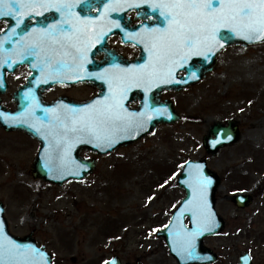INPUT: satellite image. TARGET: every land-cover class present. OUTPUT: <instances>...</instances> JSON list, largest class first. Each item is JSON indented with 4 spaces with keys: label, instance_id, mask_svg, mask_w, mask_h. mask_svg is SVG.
Returning <instances> with one entry per match:
<instances>
[{
    "label": "rangeland",
    "instance_id": "rangeland-1",
    "mask_svg": "<svg viewBox=\"0 0 264 264\" xmlns=\"http://www.w3.org/2000/svg\"><path fill=\"white\" fill-rule=\"evenodd\" d=\"M205 73L180 90L161 91L179 115L175 121L159 122L105 153L80 149L95 165L79 180L58 185L32 177L28 165L36 141L0 127V201L8 231L31 230L50 264H102L111 254L132 264H177L155 231L183 195L175 182L181 163L202 157L218 175L214 207L223 219L218 233L202 237L216 253L208 264H235L244 249L251 264H264V42L224 47ZM24 74L18 67L6 75L0 93L5 107L14 106L10 95ZM89 90L65 89L78 96ZM229 119L237 125V139L205 151L201 139L208 127ZM235 192L252 200L237 207L230 200Z\"/></svg>",
    "mask_w": 264,
    "mask_h": 264
},
{
    "label": "water",
    "instance_id": "water-1",
    "mask_svg": "<svg viewBox=\"0 0 264 264\" xmlns=\"http://www.w3.org/2000/svg\"><path fill=\"white\" fill-rule=\"evenodd\" d=\"M64 1L67 0H20L18 9L15 6L3 8L13 11V15L0 17L5 22L0 28V93L7 86L6 74L26 61L24 54L35 46L48 45L49 26L42 14L49 4L63 5ZM116 1L123 8L145 5L156 22L147 39L132 36L139 46V56L128 66V76L105 83L113 87L112 97L102 98L101 106L96 95L86 100L58 96L46 101L38 87L42 89L53 81L37 79L32 72L12 90L13 107L0 103V127L19 130L36 141L28 165L32 177L58 185L65 180L83 178L93 169L95 161L93 157L80 156V149L105 153L151 132L159 122L175 121L179 115L171 100L159 98L162 89L180 90L201 79L211 70L216 55L228 45L264 42V33L259 32L251 40L246 39L250 35L244 26L246 21L232 20L227 10L213 0L209 14L225 18L198 29L191 46L180 42L169 48L168 37L176 28L175 20L182 19L175 15L176 10L157 8L164 0ZM4 3L10 4V0H4ZM30 16H33V22L26 23ZM132 91L138 92V105L128 109L123 106L121 95ZM237 137V125L229 119L225 123H212L201 142L204 150L211 153L234 142ZM218 181V175L207 167L202 157L186 158L180 165L175 182L183 189V195L171 209L166 223L155 231L177 264H208L216 258L215 252L203 245L202 237L218 233L223 226V219L214 207L213 195ZM250 198L247 192L230 195L231 202L237 207L244 206ZM249 261V254L242 251L235 264H249ZM50 263L49 252L29 233L20 236L8 231L0 201V264ZM103 264L130 263L120 261L113 254Z\"/></svg>",
    "mask_w": 264,
    "mask_h": 264
},
{
    "label": "flooded vegetation",
    "instance_id": "flooded-vegetation-1",
    "mask_svg": "<svg viewBox=\"0 0 264 264\" xmlns=\"http://www.w3.org/2000/svg\"><path fill=\"white\" fill-rule=\"evenodd\" d=\"M64 2L63 5L49 4L47 11L42 14L49 26L48 45L35 46L33 50L27 51L24 54L26 61L18 64L14 70L18 67L25 69L22 82L32 72L37 79L52 80L49 86L42 89L38 87L46 101L58 96L86 100L96 95L100 98L101 106L102 98H110L114 93L113 87L106 86L105 83H111L119 76H128L130 71L128 66L138 59L139 46L132 36L138 35L137 39H147V36L151 35V26L156 22L155 16L146 11L145 5L123 8L116 0ZM0 21L2 28L5 22ZM30 22H33V16L26 19V23ZM60 78L75 80L66 82L59 80ZM73 86L88 87L91 90L79 96L65 91ZM58 87L63 90L55 91ZM50 93L52 94L49 95ZM160 93L159 98L163 99ZM121 99L125 108L135 109L138 105V92L132 91L130 94L124 92ZM250 197L251 201L252 196ZM249 202L242 207L247 206ZM27 233L31 235L32 231L29 230ZM242 251L249 254L251 264L252 257L249 251L245 249ZM122 262L130 263L127 260Z\"/></svg>",
    "mask_w": 264,
    "mask_h": 264
},
{
    "label": "snow or ice",
    "instance_id": "snow-or-ice-1",
    "mask_svg": "<svg viewBox=\"0 0 264 264\" xmlns=\"http://www.w3.org/2000/svg\"><path fill=\"white\" fill-rule=\"evenodd\" d=\"M218 6H222L227 10L228 16L232 20L239 18L246 21L245 27L249 30L250 35L246 39L251 40L256 33H264V0H215ZM213 0H164L161 5L156 7H164L170 10H176L175 15L182 19H176V28L168 37L167 47L171 48L180 42L186 46H191L195 42L198 29H202L205 25L213 24L224 19V16H213L209 12L212 9ZM0 17L13 15V11H5L4 7L15 6L19 8L20 0H10V4H5L4 0H0ZM33 6V5H28ZM258 10V14L257 13ZM164 15V13H161ZM169 18L171 14H169ZM257 39L261 38L256 36Z\"/></svg>",
    "mask_w": 264,
    "mask_h": 264
}]
</instances>
